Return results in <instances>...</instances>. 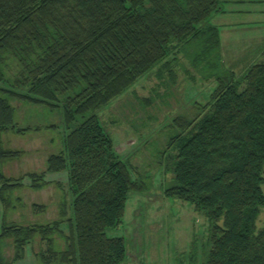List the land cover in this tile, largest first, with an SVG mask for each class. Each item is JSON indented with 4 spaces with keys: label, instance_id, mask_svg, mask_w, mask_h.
Listing matches in <instances>:
<instances>
[{
    "label": "trees",
    "instance_id": "trees-1",
    "mask_svg": "<svg viewBox=\"0 0 264 264\" xmlns=\"http://www.w3.org/2000/svg\"><path fill=\"white\" fill-rule=\"evenodd\" d=\"M222 11L220 0H0V264L22 260L29 244L38 264L125 261L126 240L107 232L122 223L131 193L150 190L152 151L136 165L123 159L98 113L158 66V78L167 71L170 79L161 103L178 97V69L216 83L207 104L189 105L165 126L152 161L171 174L165 196L209 220L203 264H264V228L256 233L254 223L264 206V63L238 77L225 62L212 21ZM160 100L127 99L124 112H111L160 121ZM24 106L59 110L65 136L59 153L49 149L54 138L40 140L44 169L15 177L4 168L25 152L6 136L56 127H20ZM64 172L66 191L48 178ZM28 191L42 198L27 204ZM40 215L50 222L31 223Z\"/></svg>",
    "mask_w": 264,
    "mask_h": 264
},
{
    "label": "rangeland",
    "instance_id": "rangeland-1",
    "mask_svg": "<svg viewBox=\"0 0 264 264\" xmlns=\"http://www.w3.org/2000/svg\"><path fill=\"white\" fill-rule=\"evenodd\" d=\"M231 6L237 7L233 3ZM242 9L246 16L237 13L235 17L231 18L234 21H228L234 23L233 30H228L230 26L225 25L224 20H219L218 27L225 32L223 33L224 39L228 32L234 40H240L234 49L248 52L249 58L246 60L253 64L264 63V39H261L264 38V0H255L253 3L246 2ZM251 38L256 42L244 47ZM244 48L246 49L243 50ZM173 57L171 55L170 59ZM246 60L238 63V66L235 65L238 77H241L250 65L246 64ZM186 62L187 60L182 57L184 72L187 67ZM159 68L160 66L140 78L125 96L114 100L98 113L113 138L117 154L123 159L136 165V158L141 157L142 150L144 153L152 151V154L146 153L148 162L145 166L147 169H144L146 171L144 179L149 183L150 190L131 193L122 223L119 227L108 230L107 233L109 237L126 240L128 253L122 264H203L205 248L210 235V222L205 214L196 211L190 204L165 196L164 190L172 181L171 174L165 173L161 167L153 168L152 161L156 160L153 154L163 148L161 139L169 136L165 126L174 117L187 113L189 105L195 106L198 103L199 106H203L207 104L216 83L202 80L196 70L194 73L190 69L191 73L198 78L197 81L196 78L192 81L191 77H187L178 69L179 83L175 88L178 97L172 94L167 99L168 102L165 100L164 103H161L158 98L166 93L167 87L164 84L168 85L170 79L167 71H164L162 79H159L156 73ZM137 98H151L155 102L160 100L162 107L160 121L141 117L144 122L136 124L135 116L126 121L111 112L113 107L112 111L115 113L124 112L121 102L128 99L136 105ZM16 122L23 128L29 125L44 127L55 125L56 127L44 130L41 135H36V132L25 136L7 135L10 143H6V145L9 148L24 151L25 155L15 163L8 164L7 167L12 171L5 166V174L10 176L14 174L15 177H18L27 172L43 170L41 155L48 150L45 148L46 143L40 142V140H46L47 137L54 138L55 142L52 147H49L50 151L59 153L63 150L65 127L62 113L59 110L51 112L47 108L24 106L17 109ZM136 126H141L139 132L136 131ZM48 178L54 183L61 184L63 190H68L66 172L49 175ZM26 195L28 197L27 204H29V201L41 199L43 193L28 191ZM3 217L4 207L0 201V233ZM34 218L35 220H32L31 223L46 224L50 222L48 216L40 215ZM222 223L220 224L222 225ZM254 223L256 233L264 228V206L259 209ZM12 264H38L34 246L27 245L24 258Z\"/></svg>",
    "mask_w": 264,
    "mask_h": 264
},
{
    "label": "crops",
    "instance_id": "crops-1",
    "mask_svg": "<svg viewBox=\"0 0 264 264\" xmlns=\"http://www.w3.org/2000/svg\"><path fill=\"white\" fill-rule=\"evenodd\" d=\"M222 3V7H223V11L219 14H216L213 17V24L216 25L217 27L219 26V20H224L225 25H229L230 28L228 30H233V27L235 26L234 23L232 22H228V21H234L231 20L232 17H235L237 13H240L242 16H246V14L244 13L242 6L244 5V3L249 2V3H253L255 0H220ZM231 3L236 4L237 7H233L231 6ZM238 8V9H236ZM220 21V22H221ZM222 23V22H221ZM219 29V27H218ZM220 32V38H221V45H222V50H223V57L225 59V62H228L231 65H237L240 62H244V60L248 59L249 57L248 52L246 51H237L234 49L235 45H238V42L240 40H234L230 34L227 32V34L225 35V39L223 36V33H225L224 31H221L219 29ZM264 39V38H261ZM258 40V39H257ZM256 42L254 41L252 38L248 40L247 44L244 46L246 47L248 44ZM228 45V46H227ZM246 48H244L243 50H245ZM242 57H244L242 59ZM242 59V60H241ZM246 64H250L254 65L252 62H249L248 60H246ZM247 70V68H246Z\"/></svg>",
    "mask_w": 264,
    "mask_h": 264
}]
</instances>
